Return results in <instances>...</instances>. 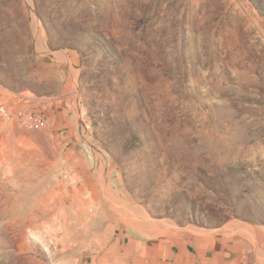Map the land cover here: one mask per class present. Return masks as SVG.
<instances>
[{"label":"rangeland","instance_id":"obj_1","mask_svg":"<svg viewBox=\"0 0 264 264\" xmlns=\"http://www.w3.org/2000/svg\"><path fill=\"white\" fill-rule=\"evenodd\" d=\"M0 264H138L240 236L264 264V0H0Z\"/></svg>","mask_w":264,"mask_h":264},{"label":"crops","instance_id":"obj_2","mask_svg":"<svg viewBox=\"0 0 264 264\" xmlns=\"http://www.w3.org/2000/svg\"><path fill=\"white\" fill-rule=\"evenodd\" d=\"M130 260L138 264H254L245 261L251 242L240 236L193 234L170 236L147 246L139 241Z\"/></svg>","mask_w":264,"mask_h":264},{"label":"built area","instance_id":"obj_3","mask_svg":"<svg viewBox=\"0 0 264 264\" xmlns=\"http://www.w3.org/2000/svg\"><path fill=\"white\" fill-rule=\"evenodd\" d=\"M0 114L6 118L17 117L19 122L25 127L40 126L43 124V118L40 115H26L25 113L18 111L15 116L5 106H0Z\"/></svg>","mask_w":264,"mask_h":264}]
</instances>
